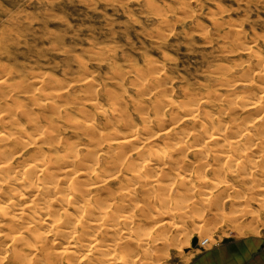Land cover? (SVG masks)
I'll use <instances>...</instances> for the list:
<instances>
[{"label": "bare ground", "instance_id": "6f19581e", "mask_svg": "<svg viewBox=\"0 0 264 264\" xmlns=\"http://www.w3.org/2000/svg\"><path fill=\"white\" fill-rule=\"evenodd\" d=\"M235 37L255 63L240 62L239 77L219 71L220 89L183 102L141 90L148 95L135 108L142 128L116 91L100 103L91 78L82 79L91 87L83 90L94 95L87 92L73 115L59 102L62 86L47 97L41 78L31 80L34 90L5 93L0 77V264H161L164 242L176 246L181 233L170 237L164 226L193 212L210 216L221 199L232 200L227 189L235 183L264 187V58ZM89 108L107 117L106 130ZM200 219L196 229L208 228Z\"/></svg>", "mask_w": 264, "mask_h": 264}, {"label": "rangeland", "instance_id": "374dc122", "mask_svg": "<svg viewBox=\"0 0 264 264\" xmlns=\"http://www.w3.org/2000/svg\"><path fill=\"white\" fill-rule=\"evenodd\" d=\"M235 36H241L264 58V0H0V77L7 80L5 93L15 88L19 95L32 88L31 82L42 78L39 87L45 84L46 92L42 94L66 91L59 102L73 115L78 113L75 111L80 102L92 95L90 90L84 91L91 87L87 88L82 80L91 78L95 83L91 90L100 103L111 102L107 96L116 91L120 94L117 101L126 103L132 120L142 128L135 108L148 98L141 96L146 88L153 100L171 97L183 102L190 95L220 89L216 80L219 71L237 70L242 61L255 63L254 57H248L232 41ZM17 82H22L21 86ZM86 110L97 126L104 130L109 127L104 114L92 108ZM112 112L109 108L107 113ZM157 128L158 124L153 123L149 133H157ZM162 144V139L155 143ZM208 173L211 175L213 169ZM262 187L247 190L240 182L235 183L227 189L232 200L221 199L223 207L209 211L210 216L193 212V223L189 217H178L176 227L170 230L164 226L170 237L178 228L180 235L173 236L181 240L178 244L175 239L177 247L168 246L170 240L164 242L167 245L162 246L165 252L161 253L160 263L191 264L200 254L225 242L264 239ZM239 197L240 202L234 200ZM216 198L213 194V200ZM199 217H203V225L205 217L210 227L204 225L208 228L197 230ZM182 223L184 227L179 228ZM182 228L189 229L190 235ZM208 237L206 244L199 243Z\"/></svg>", "mask_w": 264, "mask_h": 264}, {"label": "crops", "instance_id": "0c3cea01", "mask_svg": "<svg viewBox=\"0 0 264 264\" xmlns=\"http://www.w3.org/2000/svg\"><path fill=\"white\" fill-rule=\"evenodd\" d=\"M191 264H264V239L228 241L200 254Z\"/></svg>", "mask_w": 264, "mask_h": 264}, {"label": "water", "instance_id": "95a60500", "mask_svg": "<svg viewBox=\"0 0 264 264\" xmlns=\"http://www.w3.org/2000/svg\"><path fill=\"white\" fill-rule=\"evenodd\" d=\"M195 243H196V239L193 240V244H194V245H195Z\"/></svg>", "mask_w": 264, "mask_h": 264}]
</instances>
